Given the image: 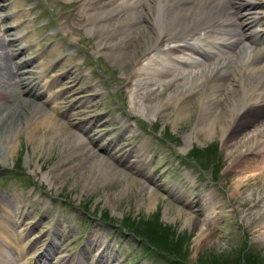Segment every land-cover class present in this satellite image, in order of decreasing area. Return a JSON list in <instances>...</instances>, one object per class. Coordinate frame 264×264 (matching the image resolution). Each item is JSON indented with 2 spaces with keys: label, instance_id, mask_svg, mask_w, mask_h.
<instances>
[{
  "label": "rangeland",
  "instance_id": "374dc122",
  "mask_svg": "<svg viewBox=\"0 0 264 264\" xmlns=\"http://www.w3.org/2000/svg\"><path fill=\"white\" fill-rule=\"evenodd\" d=\"M85 1L0 0V35L4 33L12 60L25 62L18 63L16 71L34 73V91L44 108L40 113L49 112L66 124L64 141L58 137L48 149L41 145L36 150L25 124L11 141L14 153L1 154L0 208L11 209L12 217L1 215L24 249L18 258L0 243V264H40L39 258L47 264H97L101 250L109 245L114 251L107 250L105 256L113 264H264V177L253 178L264 172L242 166L228 171L240 157L234 155L235 146H224L221 136L206 140L196 135L198 98L179 121L174 118L176 107L160 115L152 109L169 90L145 96L135 87L142 79L132 73L149 62L158 63V68L176 63L190 71L194 68L185 61L201 58L185 49L174 63H170L174 57L163 52L115 60L114 47L109 52L105 44L109 35L99 33L96 26L87 30L92 6L85 8ZM256 1L254 9L244 7L240 12L250 10L254 14L250 16L264 18V0ZM118 20L114 17L112 24L116 26ZM242 30L248 37L255 30L257 37L264 38V23L259 21ZM205 34L201 31L194 37L202 35L204 40ZM258 48L264 53V39ZM40 71L44 77L40 78ZM12 90L11 99L17 95ZM31 114L25 123L32 120ZM245 121V135L234 142L264 128V106ZM42 131H34L31 140L43 138ZM76 135L91 154L83 151L70 160L73 168L60 172L69 163L63 160ZM3 149L0 146V153ZM91 176L96 179L94 186L85 183ZM104 180L108 183L102 184ZM194 186L201 188L199 196L210 194L201 208L208 216L215 211L212 225L195 206L186 205L194 201L197 190L187 192L186 203L169 192ZM245 199H251L249 204H243ZM98 237L101 243L84 254L88 241Z\"/></svg>",
  "mask_w": 264,
  "mask_h": 264
},
{
  "label": "bare ground",
  "instance_id": "6f19581e",
  "mask_svg": "<svg viewBox=\"0 0 264 264\" xmlns=\"http://www.w3.org/2000/svg\"><path fill=\"white\" fill-rule=\"evenodd\" d=\"M106 1H85V8L92 6V9L87 13L85 26L89 32L92 28L95 29L97 27L96 29L99 33L109 35L111 40L105 44L110 48L108 51L114 47L117 52V55L113 56L115 60L120 58L133 60L136 59L137 54L139 55L138 58H142L148 52H163L167 56H173L175 61L173 59L169 60L171 61L170 63H174L176 60L180 61L177 54L180 52L185 53V49L196 54L198 52L195 51L199 49L200 53H198V56H201L202 61L197 58H193L191 62L185 61L188 62L185 65L190 64L189 67H193L195 70L186 71L183 67L176 66V63L174 65H163L158 68V63L149 62L147 67H141L137 71H133V77L142 79L135 86L137 91H142L141 95L153 96L154 94L162 93L164 90L171 92L166 98L152 107L155 114L160 115L169 107H176L175 120L183 119V116L189 110V103L195 97L198 98V106L194 109L197 112V107H199L196 135L199 137L203 136L206 140L210 139V135L221 136L224 139V146H235L234 155L240 157V160L232 161L228 171L236 172L242 166L243 169H249V167L251 169L257 168L264 172V128L242 139V141L240 140V143L234 142L245 135L242 134V129L247 121H245V118L250 113H255V109L258 107L264 106V53L257 49V43L261 37L260 39L255 37L257 35L255 30L249 37L242 30L245 26H252L258 21L264 23V18L259 20L258 17H253L254 14L249 12L250 10H245L246 13L245 11H243L244 13L240 12V9L244 7L254 9L253 7L256 6L257 1L111 0L112 2L109 3ZM151 3L152 6H150ZM261 13L260 11L258 14ZM250 14L253 15L250 16ZM114 17L119 18L116 26L112 24ZM141 23H148V25L140 27ZM201 31H204L205 35H207L204 41L213 43L214 46L198 40V37L200 38L203 34L194 37ZM3 35H0V146L4 149L0 153V158L3 157V154L11 155L14 153L15 145L11 144V141L17 134H20L25 124L28 130V139L34 141L33 150L40 148L41 145L44 146V149H48L58 137L64 141L62 134L66 125L60 120L53 119L49 112L40 113L44 108L38 103L37 97L39 95L34 91L36 89L34 73L30 72L27 75V71H24L20 75L16 71V65H23L25 62H14L12 60L13 54L8 52L9 48L4 42ZM211 38L214 41H207ZM191 42H197L195 43L197 45L194 46ZM10 44L12 47L15 45L14 41L10 42ZM165 44H169V46L164 51L162 46ZM228 49L230 50L226 51ZM231 51H233V54H228ZM43 73L42 71L39 72L40 78L41 75L44 77ZM12 89H15L17 94L16 98L13 99L10 96ZM24 94L27 96L22 98L23 96L21 95ZM28 113H32V120L25 123ZM39 129H43V138L31 140L33 132ZM75 138L70 153L63 160L69 163L60 172L66 173L71 167L73 168L74 162H70V160L82 154L83 151L86 153L89 151L88 154H91V150L81 141L80 137L76 135ZM250 156H253V158H249ZM89 173L92 174L94 172L91 170ZM92 176L94 175L92 174ZM92 176L85 183L87 184L90 181V184L94 186L96 179ZM263 177L258 175L253 178L260 180ZM255 182L258 183L257 181ZM105 183H108V180L102 182V184ZM196 190L198 193L195 192ZM200 190L201 188L194 186L184 189L176 188L169 192L184 203H186L185 199L188 198L186 196L187 192H195L194 201L186 205L195 206L198 209L197 212L201 211L203 214H199V216L203 219L205 218L207 224L211 223L212 225L215 221V211L213 210L214 213H212L214 216H208L204 215L205 213L201 208L204 201L209 202L210 194L205 195L204 193L199 196ZM154 194L153 192L151 193L150 200ZM198 197L200 198L198 199ZM250 200L245 199L243 204H249ZM150 203H153L152 200ZM7 209L6 206L0 208V243L12 249L19 258L24 248L20 249L18 242L15 241L17 238H15L14 232L10 229L11 227L7 228L6 224H4L6 217L9 220L12 217L11 209L9 211ZM180 212L187 213L182 209ZM1 213L6 217H3ZM187 214L191 215V213ZM192 219L191 223H194L196 218ZM100 239L101 237H98L95 240L88 241L87 250L84 254L89 253L90 249H96L97 245L101 243ZM107 250L114 251V248L109 245L103 251L101 250L97 264H113V260L110 261L105 256ZM115 256L117 261L118 253ZM0 257H3L1 250ZM13 258L11 262H14ZM18 258L17 260L19 261ZM5 259L4 262L6 263ZM36 263L47 264L41 262L40 258Z\"/></svg>",
  "mask_w": 264,
  "mask_h": 264
}]
</instances>
